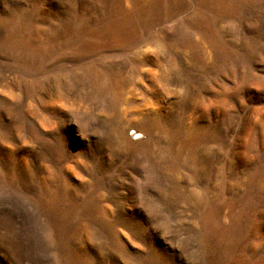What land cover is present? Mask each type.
<instances>
[{
    "label": "rangeland",
    "instance_id": "obj_1",
    "mask_svg": "<svg viewBox=\"0 0 264 264\" xmlns=\"http://www.w3.org/2000/svg\"><path fill=\"white\" fill-rule=\"evenodd\" d=\"M0 264H264V0H0Z\"/></svg>",
    "mask_w": 264,
    "mask_h": 264
}]
</instances>
